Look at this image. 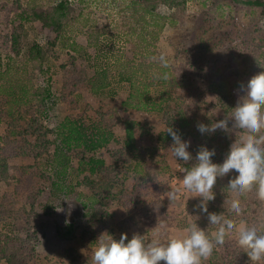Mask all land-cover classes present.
Listing matches in <instances>:
<instances>
[{
  "label": "trees",
  "instance_id": "16d2710c",
  "mask_svg": "<svg viewBox=\"0 0 264 264\" xmlns=\"http://www.w3.org/2000/svg\"><path fill=\"white\" fill-rule=\"evenodd\" d=\"M35 1L27 0L28 7H25L24 3L20 5L24 9L20 11L19 16L21 14L25 21H29L32 16L33 20L41 22L44 28L57 33L60 40L68 35L65 30L71 29V21H82L83 12L77 10L70 0H63L50 12L42 9ZM193 1L196 0H123L119 10L121 22L117 30L124 43L129 45L131 57L118 59L115 65L119 82L129 85L128 98L123 102V107L127 110L150 108L148 97L154 89L161 88L163 97L167 96L166 99L161 98V101H166L171 97L170 94L190 84L187 95L177 99L175 115L166 109L163 111L167 129L171 127L180 135L182 141L191 139L194 143L191 165H185V168L194 165L201 146H206L210 151L215 150L213 163L224 162L230 151L231 138L236 136L235 131L225 132L217 129L214 133L201 134L197 125L202 123L210 126L213 122L225 119L227 115L231 116L232 109L243 95L241 85H246L254 75L264 71V38L258 35L256 30L248 37L237 34L228 40L225 35L220 37L215 30L211 36L202 37L192 45L194 48L183 70L169 65L164 67L159 61L163 34L167 28L175 33L183 29V25H180L182 17L188 12V4ZM14 2L15 0H12L8 6ZM245 4L252 8L264 9V0H246ZM28 11H32V15ZM214 16L213 14L210 17L212 21ZM10 24H13L11 34L0 43V102L8 115L12 116V127L15 122L25 120V129L34 135L35 142L27 139L16 153L30 154L35 163L21 167L20 172L25 181L16 197L0 195V224L4 228L9 226L13 229L10 238L8 236L6 239H0V261L4 260L6 264H31L39 240L32 224L33 215H36L37 200L42 195V191L37 190V185L43 182L54 188L53 191L62 193L73 189L68 180L74 165L85 174L81 182L87 190V200L83 203L85 239L92 242L114 226L112 221L103 216H96L97 206L106 208L107 204H118L127 213L126 220L116 225L120 234L126 233L129 240L133 234H140L145 236L146 243L150 242L152 233L154 235L160 224L167 221L160 197L159 178L170 170L166 160L157 161L154 157L151 159L149 153L155 155L157 150L138 146L137 130L148 136L151 133L150 127L127 120L125 138L120 141L114 133L119 118L117 113L113 112L100 113L88 126L82 120L66 118L56 129H49L44 125L43 119L51 111L52 93L50 87L45 85L44 78L49 70L46 69V64L54 53L56 43L49 41L45 47L39 42H34L26 48L23 44V25L14 19L10 20ZM220 28L223 29L224 26ZM87 32L89 44L99 49L100 36L104 35L105 31L87 29ZM65 39L66 46L75 53L80 52L81 47L78 44L69 43V38ZM231 43L236 44L231 51L232 55L240 58L242 63V69L237 73L239 81L234 86L229 84L224 72L226 58L219 53ZM249 46L252 47V53L246 55L242 49ZM152 57L157 59L153 60ZM108 59L103 53L95 55L93 74L83 79L96 95L106 93L111 87L113 69L109 66ZM165 74L167 79L164 78ZM195 80H204L214 88L215 102L207 103L200 96L201 90L192 84ZM29 112H32L31 121L26 118ZM16 113L22 119H16ZM232 124L233 121L230 120L229 129ZM16 134L15 130H11L7 142ZM160 139L164 143L173 140L167 132L161 134ZM114 143L118 146L109 158L99 156L100 151L108 149ZM5 152L6 147H2L0 176L4 179L8 176L3 156ZM79 152L82 155L78 154ZM129 174H133L135 181L141 185L152 186L154 199L148 205L139 206L140 188L130 190L127 187ZM237 175L233 170L225 177L217 178L213 189L215 199L208 202V212L225 213L226 218L232 219L235 224L242 222L264 231V202L257 198L255 187L251 192L239 194L240 200L245 204L240 215L223 206L225 200H230L231 194L235 193L227 187L229 180ZM204 215L198 227L208 230L207 234L210 235L216 230V226L209 228L207 214ZM3 232L0 235H3ZM213 256L219 255L215 252ZM69 258V264H80L79 254L74 249L69 250ZM210 264L251 262L244 251L227 249L221 262L213 259ZM260 264H264V261Z\"/></svg>",
  "mask_w": 264,
  "mask_h": 264
},
{
  "label": "rangeland",
  "instance_id": "374dc122",
  "mask_svg": "<svg viewBox=\"0 0 264 264\" xmlns=\"http://www.w3.org/2000/svg\"><path fill=\"white\" fill-rule=\"evenodd\" d=\"M16 1L8 6L12 0H0V43H3L6 37L11 34L13 24H10V20L12 19L23 25V44L26 48H29L34 42H39L45 47L49 41L56 43L53 49L54 53L46 64V69L49 70L44 81L45 85L50 87L52 100L51 111L43 119L44 125L49 129H56L66 118H72L82 120L88 126L96 120L100 113L116 112L119 119L114 128V133L120 141L125 138L127 120L136 121L140 126L150 127L151 133L148 136H144L139 129L137 130L138 146L144 149L157 150L155 155L150 152L151 150L149 151L151 159L154 157L157 161L166 160L170 167V170L159 178L160 197L165 207L167 221L160 224L154 235L152 233L151 240L158 238L166 242L170 237L186 235L184 230L190 223L195 222L190 216H198L199 219L196 223L199 225L205 216V213L196 207L201 198L190 197V193L183 191L180 198L171 203L164 195L171 191V188L179 186V180L184 177L185 165H191V161L187 163L181 159L176 161L168 152L174 141L164 143L160 139L161 134L167 132L164 109L175 115L177 99L187 95L190 84L170 94L171 97L166 101H161V98L166 99L167 97H163V90L161 88L154 89L148 97L150 105L148 109L127 110L123 107V102L129 95V85L119 82L118 70L115 68L118 59L131 57L129 45L124 43V39L118 35L119 31L117 30L121 22L119 10L123 0H70V3L72 2L77 10L83 12V17L82 21L80 19L77 22L71 21L72 27L65 30L68 35L62 40L58 38L57 33L44 28L41 22L33 20L32 16L29 21H25L21 14L19 16L20 11L24 9L20 5L24 3L25 7H28L27 0H21L20 3ZM62 1L36 0L35 2L42 9L50 12ZM245 2L246 0H196L189 3L188 12L182 17L180 24L183 25V29L178 33L170 31L169 28L166 29L160 43V54L165 56L169 66L183 70L189 55H191V50L194 48L192 45L199 42L202 37L211 36L215 30L220 34V37L225 35L226 40L232 39L237 34L248 37L255 30L258 35L264 38V9L249 7ZM28 12L32 15V11ZM213 14L215 16L212 21L210 17ZM221 26L224 28L221 29ZM87 29L105 31V34L100 36L99 49H95V46L89 44V31L87 32ZM65 38H69V43L78 44L81 47L80 52L75 53L69 46H66ZM235 45V43H231L219 51L226 58L224 72L231 86L239 81L237 73L242 69L240 58L231 53L232 49L236 47ZM242 52L251 55L252 47H244ZM98 53L107 55L109 66L113 69L111 87L106 93L100 95L93 93L87 82L83 80L85 76L93 74L94 56ZM86 54L89 56L86 57ZM41 81L43 82V80ZM192 84L201 90L200 96L207 103L216 101L214 88L210 87L204 80H195ZM0 107L2 108L0 111V153L1 148L6 147L3 156L8 173L5 179L0 176V195L7 194L16 197L19 189L23 188V181H25L20 172L21 167H28L35 163L30 154L20 155L16 151L21 149L27 139L34 143L35 137L30 134L29 130L25 129V120L15 122L14 127H12L10 124L12 116L8 115L1 102ZM17 115L18 113H16ZM26 118L31 121L32 112L27 113ZM16 119L22 118L18 115ZM11 130H15L17 134L10 139V142H7V136L11 134ZM236 138L237 136L231 138V144L235 142ZM189 141L190 147L187 150L192 155L193 141L187 139L182 142ZM117 146L115 143L112 144L108 149L100 151L99 156L109 158ZM78 154L82 155L80 152ZM129 175L127 187L130 190L140 188L141 191L139 206L148 205L154 199L152 186L141 185L135 181L133 174ZM84 176L83 171L74 165L68 180V184L73 189H69L65 193L55 192L52 190L54 188L43 182L37 185V190H41L42 195L37 200L36 215H33L32 224L39 240L36 243L37 251L31 264H69L71 261L69 258L70 249H74L79 254L78 261L80 264H93L94 243L98 238H95L93 243L85 239L83 203L87 200V190L81 185ZM232 199H238L240 207H245L238 193H232L230 200ZM95 213L96 216H100V218L103 216L114 223V226L110 227L107 232L118 240L121 234L116 225L126 220L125 209L118 204H107L106 208L98 205ZM241 223L237 222L236 225L239 226ZM12 230V227L5 226L4 228L0 224V233L4 231L3 235H0V239L1 237L6 239ZM227 249L244 251L238 246L235 233L226 237L223 245H217L212 255L207 260H203L202 264H210L213 259L221 262ZM215 252L218 253V257L213 256ZM0 264L6 263L3 260L0 261Z\"/></svg>",
  "mask_w": 264,
  "mask_h": 264
},
{
  "label": "clouds",
  "instance_id": "9594fccd",
  "mask_svg": "<svg viewBox=\"0 0 264 264\" xmlns=\"http://www.w3.org/2000/svg\"><path fill=\"white\" fill-rule=\"evenodd\" d=\"M151 59L155 60L156 57ZM164 67L168 66L164 55L159 57ZM167 79V75L164 76ZM243 95L232 109L231 116L210 126L198 124L201 134L214 133L217 129L225 132L235 131L236 140L230 146V151L222 164H215L212 157L215 150L201 146L197 152L195 163L183 170L184 177L179 180V186L171 188L164 195L172 202L178 200L183 191L191 194L190 197H199L200 203L196 206L207 214L210 227L216 226L211 237L198 227V216L184 230L186 235L173 236L167 241L158 238L145 242V236L133 234L131 240L128 235L122 234L116 240L107 231L102 233L94 243L93 264H202L213 253L217 245H223L225 238L235 233L238 246L244 250L251 264H260L264 261V231L255 226H247L226 218L225 213H209L208 202L215 199L213 191L218 177H225L235 170L238 175L229 180L228 189L240 195L251 192L256 188L257 198L264 202V71L254 75L246 85H241ZM233 121L229 129V121ZM174 144L168 150L177 161L185 163L191 161L192 155L187 150L189 142H182L180 135L171 127L167 129ZM224 207H229L237 215L241 213L238 199L225 200Z\"/></svg>",
  "mask_w": 264,
  "mask_h": 264
}]
</instances>
